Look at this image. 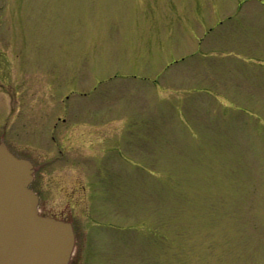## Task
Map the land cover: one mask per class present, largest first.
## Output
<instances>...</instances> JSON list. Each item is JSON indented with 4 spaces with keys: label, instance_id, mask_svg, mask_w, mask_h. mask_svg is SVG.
<instances>
[{
    "label": "rangeland",
    "instance_id": "obj_1",
    "mask_svg": "<svg viewBox=\"0 0 264 264\" xmlns=\"http://www.w3.org/2000/svg\"><path fill=\"white\" fill-rule=\"evenodd\" d=\"M55 122L71 264H264V0H0V141Z\"/></svg>",
    "mask_w": 264,
    "mask_h": 264
},
{
    "label": "water",
    "instance_id": "obj_2",
    "mask_svg": "<svg viewBox=\"0 0 264 264\" xmlns=\"http://www.w3.org/2000/svg\"><path fill=\"white\" fill-rule=\"evenodd\" d=\"M32 172L0 142V264H70L72 224L39 214Z\"/></svg>",
    "mask_w": 264,
    "mask_h": 264
},
{
    "label": "flooded vegetation",
    "instance_id": "obj_3",
    "mask_svg": "<svg viewBox=\"0 0 264 264\" xmlns=\"http://www.w3.org/2000/svg\"><path fill=\"white\" fill-rule=\"evenodd\" d=\"M59 120L60 118H58V121ZM64 120L65 119H61L60 121ZM57 127L58 124L55 122L52 125V130H50L47 135L43 133L44 143L41 144V146L45 147L47 150H56L55 155L44 156L42 160H37L38 162L28 158L25 159L32 164L33 180L30 187L38 195V210L40 214L69 221L73 225L76 235L74 209L79 212L83 206H77V204H80L89 194L87 195L86 188L78 187V182L75 181L76 186H67V178L51 176L48 171L52 165H56L66 158L61 148L60 140H58L55 134ZM3 138L2 140L5 142V137L3 136ZM7 146L10 148L8 144ZM10 150L12 151L11 148ZM84 215H86V212H84ZM77 243L78 238L76 236V245Z\"/></svg>",
    "mask_w": 264,
    "mask_h": 264
}]
</instances>
